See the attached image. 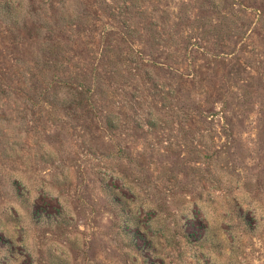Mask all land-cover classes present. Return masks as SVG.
<instances>
[{"label":"rangeland","instance_id":"1","mask_svg":"<svg viewBox=\"0 0 264 264\" xmlns=\"http://www.w3.org/2000/svg\"><path fill=\"white\" fill-rule=\"evenodd\" d=\"M0 264H264V0H0Z\"/></svg>","mask_w":264,"mask_h":264}]
</instances>
